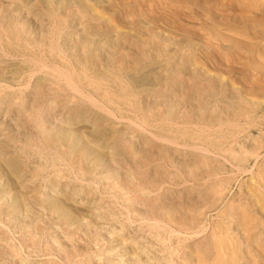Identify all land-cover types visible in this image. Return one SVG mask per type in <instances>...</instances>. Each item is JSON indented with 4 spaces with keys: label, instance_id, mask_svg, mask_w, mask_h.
I'll return each mask as SVG.
<instances>
[{
    "label": "rangeland",
    "instance_id": "1",
    "mask_svg": "<svg viewBox=\"0 0 264 264\" xmlns=\"http://www.w3.org/2000/svg\"><path fill=\"white\" fill-rule=\"evenodd\" d=\"M29 1L0 0V264H213L226 242L262 247L264 0ZM76 135L103 146L99 164ZM15 196L27 211L11 214Z\"/></svg>",
    "mask_w": 264,
    "mask_h": 264
},
{
    "label": "bare ground",
    "instance_id": "2",
    "mask_svg": "<svg viewBox=\"0 0 264 264\" xmlns=\"http://www.w3.org/2000/svg\"><path fill=\"white\" fill-rule=\"evenodd\" d=\"M31 1V0H30ZM29 1V2H30ZM34 1V0H33ZM48 2H50L49 0H47ZM82 1V0H81ZM28 2V3H29ZM26 4H27V2H26ZM25 5V4H24ZM23 5V6H24ZM21 7H22V5H21ZM51 15V14H50ZM4 29V28H3ZM5 38V37H4ZM104 38V37H103ZM7 40V39H6ZM5 40V41H6ZM102 39H99V40H96V41H94L92 44H94V45H96V46H103L104 44H106V45H108V46H110L112 43H111V41H106V43H105V41H101ZM104 40V39H103ZM7 45H5V46H8V41H7V43H6ZM11 47V46H10ZM10 47H8V48H10ZM12 47H14V46H12ZM1 48V47H0ZM22 50V49H21ZM97 52V51H96ZM88 54H90V53H88ZM87 54V55H88ZM94 61V60H93ZM93 61H91L90 60V62H91V64L90 65H93ZM93 62V63H92ZM95 65H97V63L95 64ZM8 66V65H7ZM6 66V67H7ZM88 66V65H87ZM9 67V66H8ZM82 67V66H81ZM90 67V66H89ZM89 67H87V68H89ZM92 67V66H91ZM90 67V68H91ZM70 68V67H69ZM96 68H98L97 66H96ZM125 67H123V69H124ZM2 69H4V67L2 68ZM1 69V70H2ZM100 69V68H99ZM98 69V70H99ZM126 69V68H125ZM70 70V69H69ZM97 70V69H96ZM3 71V70H2ZM1 71V72H2ZM64 71V70H63ZM63 71H62V73H63ZM67 71V70H66ZM66 71H64L65 73H64V75H62V77H64L65 76V74H66ZM79 71H80V69H79ZM86 71V70H85ZM101 71V70H100ZM125 71V70H124ZM59 72V71H58ZM75 72V71H74ZM73 72V73H74ZM103 72V71H102ZM72 73V72H71ZM105 73V72H104ZM107 73V72H106ZM126 73H129L128 71L126 72ZM125 73V75H130V73L129 74H126ZM34 74V73H33ZM56 74H57V72H56ZM60 74V73H59ZM83 74V77H86L87 78V81H86V83L88 84H91V83H93V84H95L94 82L95 81H93L92 82V80L91 79H89L87 76H84V75H86L85 73H82ZM132 74V73H131ZM143 74V73H142ZM0 75H1V73H0ZM144 75V74H143ZM147 75H149V74H147ZM15 76V75H14ZM60 76H61V74H60ZM82 76V75H81ZM131 77H132V75H130ZM130 76H129V78H130ZM134 76V75H133ZM4 78H5V76H3ZM8 77H10V76H8ZM59 77V76H58ZM61 77V78H62ZM6 78H7V76H6ZM28 78V77H27ZM55 78H56V76H55ZM55 78H54V80H55ZM60 78V79H61ZM66 78V77H65ZM64 78V80L63 81H65L67 78H68V80H66L67 82H70L71 80H70V76L69 77H67L66 79ZM128 78V79H129ZM56 79H58V78H56ZM59 79V80H60ZM134 79V78H133ZM70 80V81H69ZM85 78H84V83H85ZM130 80V79H129ZM132 81V80H131ZM42 82V81H41ZM47 82V81H46ZM67 82H65V83H67ZM82 82V81H81ZM97 82V81H96ZM133 82V81H132ZM118 83H120V82H118ZM133 83H135V82H133ZM80 84V83H79ZM89 84H88V86H89ZM121 84V83H120ZM119 84V85H120ZM43 85V84H42ZM49 85V84H48ZM51 85V84H50ZM72 86V87H69V88H72V91L71 92H76L75 90L76 89H78V87H77V85H75L73 82H70L69 84H68V86ZM159 84H157V87H159L158 86ZM6 86V85H5ZM54 86V85H53ZM91 86V85H90ZM94 86V85H93ZM137 86V85H136ZM150 86V85H149ZM154 87L156 86V85H153ZM55 87H56V85H55ZM137 87H140L139 85L137 86ZM73 88H74V90H73ZM56 89V88H55ZM79 90V89H78ZM99 90V89H98ZM97 90V92H99L100 93V95L102 94V92H100V91H98ZM100 90H102V89H100ZM62 92V91H61ZM96 92V93H97ZM99 93H98V95H99ZM105 93V92H104ZM79 94H80V92H79ZM107 94H109V93H106V96H107ZM84 95V94H83ZM110 95V94H109ZM112 95V94H111ZM110 95V96H111ZM102 99H103V97H105L103 94H102ZM113 97V96H112ZM87 99H88V101L89 102H91L89 99H91L90 97L88 98V97H86ZM113 98H115V97H113ZM71 99H72V97H71ZM85 99V98H84ZM117 98H115V100H116ZM120 99V98H119ZM73 100V99H72ZM94 100V99H93ZM92 100V102H94ZM104 100H106V99H104ZM108 100V99H107ZM118 100V99H117ZM55 101H57L56 99H55ZM110 101V100H109ZM111 102V101H110ZM110 102H107V103H109L110 104ZM112 103V102H111ZM93 104V103H92ZM95 104V103H94ZM94 107V106H93ZM99 107V106H98ZM97 109V108H96ZM99 110V109H98ZM244 110V109H243ZM108 112V111H107ZM104 113H106V112H104ZM85 124V123H84ZM83 124V125H84ZM81 125V124H80ZM79 126V125H78ZM85 126V125H84ZM83 126V127H84ZM110 128H112L113 126H109ZM114 127H116V126H114ZM120 127V126H119ZM77 128V127H76ZM85 129H86V127H84ZM78 130L80 129V127L79 128H77ZM81 129H83V128H81ZM117 129H119L118 127H117ZM77 130V132H79ZM90 131H92V132H94V133H96V132H99V129L95 126V125H92L91 127H90V129H89ZM114 130H115V128H114ZM49 132H53V135L51 134H49L50 136H48V137H50V138H52L56 133L57 134H62L63 136H65V135H68L69 134V129L67 128V127H64V128H62V129H59V131L58 132H56L55 130H49V131H47L46 132V134H48ZM116 133H117V131H115ZM81 134V133H80ZM81 135H76V136H73V137H71L73 140V142L71 141V146H72V148H74L75 150L77 149L78 150V152L80 153V157H79V159H80V161H84V160H86V159H88V158H91V160H92V162L96 165V164H99L101 161H102V158H103V155L105 154L104 152V148H103V146L102 145H96V144H94V143H92V141H91V139L88 137V136H82V137H80ZM120 136V135H119ZM78 137V140L76 139ZM80 137V138H79ZM78 142H80V144L78 143ZM79 144V145H78ZM77 146V147H76ZM205 152H206V150H204ZM107 155V154H106ZM108 156V155H107ZM133 157H135V156H133ZM109 158V157H108ZM136 158V157H135ZM206 159V158H205ZM79 161V162H80ZM203 161H204V159H203ZM12 161H10V162H8L7 160H6V163L5 164H7L8 163V167H6V169L12 174V176L14 177V178H19V176H20V169H19V167H18V165L17 164H15V163H11ZM1 164V163H0ZM80 164V163H79ZM79 166V168H80V166H81V164L80 165H78ZM1 167L2 168H4L2 165H1ZM81 167H83V166H81ZM238 168V167H237ZM257 168V167H256ZM78 169V168H77ZM252 169V168H251ZM1 170H3V169H1ZM4 170H5V168H4ZM3 170V171H4ZM72 170V169H71ZM83 170L85 171V169L83 168ZM2 171V172H3ZM37 171V170H36ZM241 171H244V170H240V171H238V172H241ZM248 171H250V169L248 170ZM247 171V172H248ZM1 172V171H0ZM5 173L3 174H1V175H6V173H7V171H4ZM9 174V173H8ZM263 174H264V172H263ZM7 178V177H6ZM12 178V177H11ZM8 180H9V178H8ZM12 182V181H11ZM230 182V181H229ZM10 183V182H9ZM13 184L15 183V182H12ZM10 186V185H9ZM12 186V185H11ZM15 186V185H14ZM14 186H13V188H14ZM17 186V185H16ZM15 186V187H16ZM16 188H18V187H16ZM11 188H9V190H10ZM223 189V188H222ZM11 191V190H10ZM13 191H15V189L13 190ZM22 192V191H21ZM18 195V194H17ZM27 196L28 195H26L25 197L27 198ZM20 197H22V196H20ZM38 200H39V202H41L42 204H44V205H46L51 211H53V212H55V213H57V214H59L60 215V217L61 218H63V219H65V220H67V221H73V220H75L76 218L74 217V216H72V214L69 212V210L68 209H70V208H68L67 209V207L69 206H67L66 208L63 206V204L65 203L62 199V201L64 202H60L61 200H60V198H58V197H52V196H48V195H39V197H36ZM35 198V199H36ZM62 198H64L65 200H72L73 199V196H72V193H68V192H66V193H64L63 194V197ZM31 199V198H30ZM21 199L18 197H16L15 196V201H12V205H11V214H16V213H18L20 210H25V211H27V209H28V204L26 203V201H20ZM24 200V199H23ZM38 202V203H39ZM69 202H71V201H69ZM264 202V201H263ZM234 203V202H233ZM66 204V203H65ZM68 204V203H67ZM66 204V205H67ZM70 204V203H69ZM232 204V203H231ZM230 203H229V205H231ZM232 206V205H231ZM70 207H72L73 208V205L71 206L70 205ZM77 207V206H76ZM80 207V206H79ZM242 207V206H241ZM230 208V207H229ZM232 208V207H231ZM239 208V207H238ZM249 208V207H248ZM251 208V207H250ZM83 209V208H82ZM82 209H80V210H82ZM74 210H76L75 208H74ZM78 210V209H77ZM83 210H85V209H83ZM237 210H240V212H243V211H241V209L239 208V209H237ZM2 211V210H1ZM0 211V212H1ZM43 211H44V209H43ZM87 211V210H86ZM71 212H73L74 214H75V212H77V211H72V209H71ZM79 212V211H78ZM237 212H239V211H237ZM261 212V211H260ZM243 213H246V211H244ZM262 213V212H261ZM50 214V213H49ZM198 214H200V212L199 213H197V215ZM194 215H196V214H194ZM201 215V214H200ZM80 216V215H79ZM78 216V217H79ZM199 216V215H198ZM201 217V216H200ZM200 217H199V219H200ZM229 217V216H228ZM187 218V217H186ZM243 218V217H242ZM247 219H248V216L246 217ZM246 218H244L245 220H247ZM241 220V219H240ZM190 221V220H189ZM250 221V219H248V221L246 222V221H244V220H241L240 221V223L242 222V224L244 225H242L243 227H245L246 226V229H250V228H247V226H250V224L249 225H246V224H248V223H251V222H253V221H251V222H249ZM188 222V221H187ZM243 222H246V224H244ZM61 224V223H60ZM189 224L191 225V223L189 222ZM40 225V224H39ZM192 226V225H191ZM200 226V225H199ZM36 228H38L37 226H35ZM40 227V226H39ZM241 228V230L243 229L242 227H240ZM252 228V227H251ZM184 229L185 228H183V231H184ZM191 229V228H190ZM245 230V229H244ZM244 230H242V231H244ZM248 230H245L244 232V234L245 235H247V233H250L249 231H251V229L248 231ZM180 231H181V229H180ZM186 231V230H185ZM184 231V232H185ZM213 231V230H212ZM242 231H240V232H242ZM246 231H248L247 233H246ZM209 233H210V231H209ZM212 233H210V235H211ZM222 234H223V232H222ZM183 235V234H182ZM185 235V234H184ZM195 235V234H194ZM243 236V239H244V241H246L245 240V237L246 236ZM262 235V234H261ZM261 235H259V237L258 236H256L257 237V239H259L258 241H259V243H261V241L263 242V240L262 239H264V238H262L261 239ZM212 236H213V234H212ZM217 236H219V235H217ZM222 236V235H221ZM110 237H112V236H110ZM190 237V236H189ZM115 238V237H114ZM170 238V237H169ZM219 238V237H218ZM236 238V237H235ZM212 240V243H213V238L211 239ZM223 240V239H222ZM226 242V240L224 239L223 240V242ZM216 242V241H215ZM231 243H232V241H230ZM255 242H257V240H255ZM156 243V242H155ZM230 243V244H231ZM160 244V243H159ZM223 244V243H222ZM225 244V243H224ZM235 244V243H234ZM233 244V245H234ZM148 245V244H147ZM206 245V244H205ZM217 244H215V246H216ZM226 246L224 247V249L227 247V249H229L228 251L227 250H225V251H227V253H228V256L227 257H225L223 254H221L220 252H217L215 255H214V258H212L214 261H211V262H213V264H264V243H263V246L262 247H260V248H254V249H251V248H247V249H241V248H233V245H232V247H231V249H232V251H230V247H228V244H227V242H226V244H225ZM257 245H258V243H257ZM134 246V245H133ZM213 246V245H212ZM135 247V246H134ZM217 247V246H216ZM216 247H215V249H216ZM127 248H128V246H127ZM218 248V247H217ZM219 249V248H218ZM127 250V249H126ZM217 250V249H216ZM128 251H131V250H128ZM134 252H136V249H135V251ZM133 252V254H132V252H130V254H129V256L130 257H133V255L135 254ZM215 252V251H214ZM146 255V254H145ZM147 256V255H146ZM149 256V255H148ZM199 257V256H198ZM147 258V257H146ZM140 259V258H139ZM197 259V258H196ZM201 259H202V257H201ZM200 258L199 259H197V263L199 264V263H201V262H199V261H203V263L206 261H204V260H201ZM211 259V258H210ZM162 260V259H161ZM160 261V260H159ZM166 261V260H165ZM161 262V261H160ZM174 262V261H173ZM138 263V262H137ZM148 263H152V262H148ZM202 264V263H201Z\"/></svg>",
    "mask_w": 264,
    "mask_h": 264
}]
</instances>
